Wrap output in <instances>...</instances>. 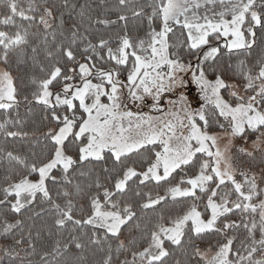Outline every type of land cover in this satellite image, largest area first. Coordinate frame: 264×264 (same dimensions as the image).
Instances as JSON below:
<instances>
[{
  "label": "snow or ice",
  "instance_id": "snow-or-ice-1",
  "mask_svg": "<svg viewBox=\"0 0 264 264\" xmlns=\"http://www.w3.org/2000/svg\"><path fill=\"white\" fill-rule=\"evenodd\" d=\"M0 264H264V0H0Z\"/></svg>",
  "mask_w": 264,
  "mask_h": 264
},
{
  "label": "trees",
  "instance_id": "trees-1",
  "mask_svg": "<svg viewBox=\"0 0 264 264\" xmlns=\"http://www.w3.org/2000/svg\"><path fill=\"white\" fill-rule=\"evenodd\" d=\"M109 2H114V0H109ZM114 18V17H113ZM129 27L131 28L135 23H138V21H136L134 18L131 17V15L129 14ZM258 36H259V33H258ZM37 75H39V72L36 73ZM21 112L23 113L24 112V109L22 108L21 109ZM44 219H49L48 217H44L43 219L41 220H36V224L37 225H40ZM21 255H23V253H21Z\"/></svg>",
  "mask_w": 264,
  "mask_h": 264
},
{
  "label": "rangeland",
  "instance_id": "rangeland-1",
  "mask_svg": "<svg viewBox=\"0 0 264 264\" xmlns=\"http://www.w3.org/2000/svg\"><path fill=\"white\" fill-rule=\"evenodd\" d=\"M193 95H195L196 94V90L195 89H193V93H192ZM237 143H240L239 141H237Z\"/></svg>",
  "mask_w": 264,
  "mask_h": 264
}]
</instances>
